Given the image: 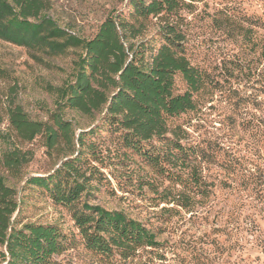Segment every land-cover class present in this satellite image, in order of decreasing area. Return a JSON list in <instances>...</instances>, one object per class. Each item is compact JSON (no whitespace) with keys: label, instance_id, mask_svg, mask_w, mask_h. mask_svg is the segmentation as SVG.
<instances>
[{"label":"rangeland","instance_id":"374dc122","mask_svg":"<svg viewBox=\"0 0 264 264\" xmlns=\"http://www.w3.org/2000/svg\"><path fill=\"white\" fill-rule=\"evenodd\" d=\"M129 2L49 0L45 13L67 31L92 38L108 16L129 18L133 13ZM181 18L187 56L209 74L213 86L200 95L194 113L183 114L169 124L179 128L184 147L186 132L188 143L209 152L203 166L210 197L190 213L174 203V196L185 191L173 183L170 174H185L184 158L178 155L177 169H173V164L165 161L172 152L168 141L143 143L144 149L161 153L163 169L153 167L144 156L126 147L121 132L100 114L94 118L71 111L65 114L82 137L81 146L69 158L78 157L82 181L88 186L84 198L88 203L122 211L157 233L162 259L144 255L128 264H264V210L254 200V185L245 189L247 178L258 175L259 166L264 165V119L260 111L235 107L234 98L235 91L244 98L260 94L246 74L248 68L253 74L255 68L264 71V62L255 59L259 52H254L247 31L256 28L254 38L260 42V51L264 29L252 24L255 19L264 22V0H200L190 11H183ZM160 28V21L150 17L137 39L146 44L147 60L164 43ZM42 58L44 61H36L28 49L0 40V72L4 74L0 76V105L6 108L12 100L32 120L46 122L57 108L54 89L72 78L77 55L72 51ZM239 64L245 67L243 72L237 69ZM175 90L178 94L187 90L180 74L175 77ZM258 100L264 97L260 94ZM258 122L257 132L254 126ZM21 148L30 153L31 161L19 179L0 168V175L17 191L16 226H57L68 241L74 240L73 249L54 257L59 264H105L84 248L68 210L53 202L43 186L29 182L53 175L69 159L65 150L48 149L41 136L22 143ZM223 166H231L236 173Z\"/></svg>","mask_w":264,"mask_h":264},{"label":"trees","instance_id":"16d2710c","mask_svg":"<svg viewBox=\"0 0 264 264\" xmlns=\"http://www.w3.org/2000/svg\"><path fill=\"white\" fill-rule=\"evenodd\" d=\"M48 1L0 0V40L28 49L36 61L72 51L77 55L72 78L54 89L57 108L49 121L32 120L12 100L6 108L0 105V168L13 179H19L31 161L30 153L23 151L21 144L39 136L45 138L48 149L62 148L65 158H69L81 146L82 137L77 136L65 114L71 111L87 118L100 114L116 132H121L126 147L144 156L157 169H163L161 153L144 149L142 144L168 141L172 152L165 161L172 163L173 169H177L178 155L185 161V174L180 171L170 174L173 183L185 191L178 192L172 201L193 212L202 200L210 197L203 166L209 160V152L198 144L188 143L186 132L184 147L179 128H171L169 122L194 113L200 95L213 86L209 74L191 63L184 44L186 31L184 36L181 13L193 9L200 0H130L133 9L130 17L108 16L92 38L59 26L45 13ZM150 17L160 21L164 43L147 60L146 44L138 43L137 39ZM252 25L264 29V22L258 19ZM255 29L247 33L251 35L254 52H259L255 59L264 62V44L259 51ZM238 66L239 72H243L245 67ZM248 73L254 89L264 97V71L255 68L253 74L248 68ZM177 74L187 85L183 94L175 90ZM0 76L4 74L0 72ZM234 93L235 107L260 111L263 121L264 100H258L260 94L244 98ZM260 124L254 126L255 131L258 132ZM78 161V157L69 158L53 175L35 177L29 182L43 186L53 202L68 210L82 245L102 263L128 264L144 255L162 259V244L155 230L122 211L92 205L84 199L88 186L82 181ZM223 168L236 173L231 166ZM247 179L245 189L254 185L251 189L255 192L254 200L264 210V165L259 166L258 175ZM17 210V191L0 175V264H59L54 257L75 247L74 240L68 241L57 226L25 224L18 228L13 219Z\"/></svg>","mask_w":264,"mask_h":264}]
</instances>
